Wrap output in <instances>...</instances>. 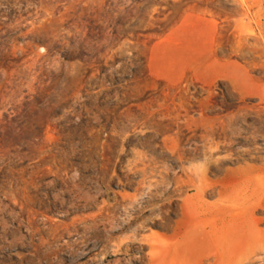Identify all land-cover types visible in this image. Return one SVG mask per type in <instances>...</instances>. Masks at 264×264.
<instances>
[{"label":"rangeland","instance_id":"rangeland-1","mask_svg":"<svg viewBox=\"0 0 264 264\" xmlns=\"http://www.w3.org/2000/svg\"><path fill=\"white\" fill-rule=\"evenodd\" d=\"M0 264H264V0H0Z\"/></svg>","mask_w":264,"mask_h":264}]
</instances>
